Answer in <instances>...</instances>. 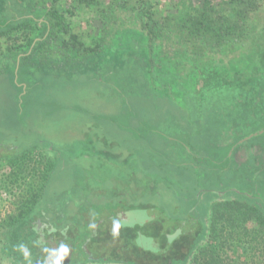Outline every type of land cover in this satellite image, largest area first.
<instances>
[{"label":"trees","instance_id":"16d2710c","mask_svg":"<svg viewBox=\"0 0 264 264\" xmlns=\"http://www.w3.org/2000/svg\"><path fill=\"white\" fill-rule=\"evenodd\" d=\"M1 41L0 58L12 55L14 61L43 50L100 60L106 49L128 45L136 60L132 69L144 70L148 83L154 77L171 88V98L179 90L182 107L188 104L185 118L197 139L179 146L181 153L208 140L207 156H194L187 166L190 175L229 169L242 188L216 194L210 214L192 222L193 230L177 224L154 234L153 226L159 230L163 221L153 220L120 229L111 247L106 237L112 220L102 218L110 206L66 201L58 210L45 202L56 154L48 152L47 163L43 155L32 156L37 147L0 155L9 168L0 187L12 192V185L22 186L12 211L0 215V263L24 264L15 251L24 243L33 264H42L47 240L66 239L75 250L69 264H264V131L248 140L253 152L242 168H230L227 156L232 146L239 151L248 142L239 140L264 130V0H0ZM195 196L185 200L188 215L197 210ZM93 223L97 229L89 228Z\"/></svg>","mask_w":264,"mask_h":264},{"label":"rangeland","instance_id":"374dc122","mask_svg":"<svg viewBox=\"0 0 264 264\" xmlns=\"http://www.w3.org/2000/svg\"><path fill=\"white\" fill-rule=\"evenodd\" d=\"M1 43L3 50L4 41ZM129 48L124 45L106 49L100 60L47 50L18 55L15 61L12 55L7 56L8 60L1 57L0 142L13 148L2 154L37 147L32 156L40 160L43 155L42 160L47 163L48 152L52 156L55 153L56 163L44 200L58 210L66 201L85 205L90 201L88 186L112 187L111 179L131 180L138 176L142 189L125 190L127 194L117 188L108 189L96 202L114 204L120 200L128 208L153 205L152 213L157 219L162 218L163 232L171 231L177 224L183 225L184 230H193L194 222L210 214L216 194H224L225 188L240 191L236 187L242 186L238 181L236 187L228 183L230 176L224 172L211 175L209 168L190 175L193 169L187 166L193 164L194 156H207L204 146L208 140L203 138L205 141L201 140L195 152L186 150L187 156L181 153L179 146L185 149L186 141L196 138L185 118L184 107L188 104L182 107L179 90L177 98H171V88H164L154 77L148 83L144 70L132 69L136 60L127 52ZM11 62L15 64L13 69ZM152 136L156 138L151 142ZM164 138L172 139L171 144ZM176 144L180 145L176 148ZM244 145L253 149L251 141ZM145 149L148 157L138 156L140 151L145 155ZM150 166L154 171L147 173ZM184 167L185 174H181ZM156 168L161 169L155 172ZM8 173L9 168L1 160L0 182ZM146 176L154 180L148 182ZM162 177L165 180L160 183ZM11 189L12 192L0 187L1 217L12 211L22 186L12 185ZM193 194L199 198L193 201L197 202V210L188 215L190 204H185V200ZM149 213L134 211L124 225L144 223ZM153 229L159 233L157 226ZM109 234L106 238L111 247H116L117 238ZM139 240L145 243V238Z\"/></svg>","mask_w":264,"mask_h":264},{"label":"crops","instance_id":"0c3cea01","mask_svg":"<svg viewBox=\"0 0 264 264\" xmlns=\"http://www.w3.org/2000/svg\"><path fill=\"white\" fill-rule=\"evenodd\" d=\"M177 114H178V112H177ZM154 136H152V138H150V141L152 142V141H154V139L156 138V137H154ZM161 137V136H160ZM165 139V138H164ZM139 141H141V140H139ZM165 141H167V142H170V144H171V142H172V139L170 140V139H165ZM194 142V141H193ZM243 143V142H242ZM242 143H240V144H242ZM239 144V143H238ZM179 145L178 144H176L175 145V147L177 148ZM9 147V145L7 146L6 144H3L2 142H0V152H1V154H2V151L4 152V151H6V152H8V151H10V150H12L13 148L11 147V149H9L8 148ZM50 150H52V149H50ZM252 152H253V149L251 150H249V149H247L246 147H244L243 149H240L239 151H238V148H235V146H232L230 149H229V151H228V153H227V156H228V158H230V161H229V167L231 168V167H233V166H236V170L240 167V168H242L241 166L243 165V162L244 161H247V159H248V157L250 158V155H252ZM55 154V153H54ZM139 155L138 156H144L145 158H147L148 157V153H147V150L145 149V155H144V151H140V153H138ZM3 155V154H2ZM233 157V161H232V158ZM251 163V162H250ZM154 166H156V165H154ZM158 168H156V170H155V172H157L159 169H161V168H159L158 170H157ZM228 170L229 169H223L222 171H220V174H222V172H224V174H226L227 176H230V180L228 181V183H230V184H232L233 186H234V184H235V182L231 179V174L228 172ZM140 170H138V172H139ZM150 171H154V169L152 168V166H150L149 168H148V170H147V173H149ZM136 174V173H135ZM136 176V175H135ZM139 179H138V176H136V178L135 177H132L131 178V180H128L127 179V177H125V178H122L120 181H117L116 179L115 180H113V179H111L110 181H111V183H112V187L111 186H107V185H105L104 186V184H102V186H99L98 187V185H96L95 187L94 186H91V187H87V191L89 192V195H90V197L88 198L89 200H90V202L92 203V204H96V205H107V206H110L109 208H108V210L107 209H105L106 210V212L104 213V214H102V218H103V220L104 219H107V220H113L114 218H119V219H126V215H125V213L126 214H132V212H134V211H142V210H149V217H147V221H145L143 224H148V222H151V221H153V220H159V221H162V218H156V215L154 214V213H152V210L155 208V206H153V205H151V206H146L145 204L143 205V204H139L137 207H131L130 205H129V208L128 207H124V205H125V203L124 202H121L120 200H118L116 203H114V204H100V201L99 202H96V200H97V198H98V196L99 195H106V192L108 193V189H115V188H117V189H120L121 191H122V193H124V194H127V192L125 191V190H131V189H135V190H138V189H142V183L141 182H139L138 181ZM146 180L149 182H152L153 181V179H151V178H149L148 176H146ZM96 181H99L98 179H96ZM160 183H161V181H160ZM96 184H99L98 182H96ZM107 186V187H106ZM131 194V193H130ZM219 195H223V193H219ZM95 201V202H94ZM112 215V216H110L109 218L107 217V215ZM124 214V215H123ZM154 215V216H152V215ZM98 225H99V223H98ZM98 225H96L97 227H96V229L98 228ZM153 224H151V226H152ZM156 225H154L153 227H155ZM109 227L110 226H108V230H109ZM111 228V227H110ZM124 228H128V229H132V227H129V226H125L124 225ZM147 228H152V227H148L147 226ZM152 232L154 233V234H156V232L154 231V229L152 228ZM163 227L162 226H160L159 227V233H160V235L162 234V232H163ZM164 232H168V231H164ZM158 233V234H159Z\"/></svg>","mask_w":264,"mask_h":264},{"label":"clouds","instance_id":"9594fccd","mask_svg":"<svg viewBox=\"0 0 264 264\" xmlns=\"http://www.w3.org/2000/svg\"><path fill=\"white\" fill-rule=\"evenodd\" d=\"M95 224H90L89 228H95ZM124 226V220L114 218L111 222V235L116 237L119 235L120 229ZM47 227V225H45ZM56 231L55 227L49 229L50 233ZM66 232V230H64ZM64 234V232H62ZM147 240V238H145ZM15 251L20 254L24 264H33L32 253L29 247L24 243H18L15 246ZM43 259L42 264H63V262L69 258L70 248L67 244L60 242L55 250L49 246L42 248Z\"/></svg>","mask_w":264,"mask_h":264},{"label":"flooded vegetation","instance_id":"af4514ba","mask_svg":"<svg viewBox=\"0 0 264 264\" xmlns=\"http://www.w3.org/2000/svg\"><path fill=\"white\" fill-rule=\"evenodd\" d=\"M124 215V214H123ZM125 215H126V219L128 218V216H129V214H126L125 213ZM140 224H143V222H141V223H138V224H132V225H126V226H129V227H132V228H134V229H136V227L137 228H140ZM95 227H97V226H95ZM109 229H110V227H109ZM121 229H124V226L121 228ZM153 231V230H152ZM110 233H111V229H110ZM49 240H51V239H49ZM48 241V240H47ZM67 240L66 239H64L63 240V242L66 244L67 242H66ZM56 243V242H55ZM57 244V243H56ZM58 245V244H57ZM69 246V248L72 250L71 251V253H70V255H69V258L68 259H66L63 263H65V264H69L70 262H71V260H72V258H73V256H75V250H74V248L72 247V246H70V245H68ZM86 247V246H85ZM93 259V257H92V254H90L89 255V259Z\"/></svg>","mask_w":264,"mask_h":264},{"label":"water","instance_id":"95a60500","mask_svg":"<svg viewBox=\"0 0 264 264\" xmlns=\"http://www.w3.org/2000/svg\"><path fill=\"white\" fill-rule=\"evenodd\" d=\"M263 131H264V130H260V131H258V132L252 133V134L246 136L244 139L240 140L238 143L240 144V143H242V142H244V141L249 140L250 138H252V137H254V136H257L258 134H262ZM123 220H124V223H125V224L128 222L127 219H123ZM145 241H146V240H145ZM148 242H149V241H146V245H147ZM48 244H49L50 248L53 249V250H55V249L57 248V246H58V245H57L55 242H53L52 240H48ZM84 248H85V247H84ZM85 250H86L87 253H89V252L87 251L86 248H85ZM71 251H72V250L70 249V253H71Z\"/></svg>","mask_w":264,"mask_h":264}]
</instances>
